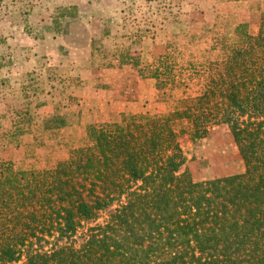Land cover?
<instances>
[{"label": "trees", "instance_id": "16d2710c", "mask_svg": "<svg viewBox=\"0 0 264 264\" xmlns=\"http://www.w3.org/2000/svg\"><path fill=\"white\" fill-rule=\"evenodd\" d=\"M256 24L231 25L208 60L170 44L141 69L168 111L90 124L89 144L50 168L0 159V264H264V10ZM17 117L13 136L44 146ZM218 125L245 170L197 182L181 138ZM66 127L55 114L43 129Z\"/></svg>", "mask_w": 264, "mask_h": 264}, {"label": "rangeland", "instance_id": "374dc122", "mask_svg": "<svg viewBox=\"0 0 264 264\" xmlns=\"http://www.w3.org/2000/svg\"><path fill=\"white\" fill-rule=\"evenodd\" d=\"M244 1L246 0H3L0 5V46L7 40L17 49L20 47V52L14 51L12 57L0 56V86L5 84L3 82L9 84L14 80V86L23 85L25 90L24 98L12 92V97L6 101L5 104L11 113L8 116L10 119L13 118L14 127L15 120L22 121L21 117H17L18 113L28 114L33 124L30 129L35 131L40 139L47 140L41 147H37L34 141L36 148L45 147L52 141L58 147V149L55 146L53 149L45 147L38 153L35 149H30L21 155L13 152L10 161L17 170H26L32 166L40 169L50 168L67 160L70 149L89 144L87 134L85 141L77 137L78 130L73 135L69 130L44 131L47 120L55 114L64 117L66 113L69 114L62 110L63 101L58 100L59 97L62 98L59 95L60 86L51 85L44 74L38 71L22 72V65L26 66L22 54L24 49L30 46H45L46 36L52 33L54 28L56 29V25L52 26V22L65 18L72 21L78 16L96 14L97 26L100 25L99 28H102L104 13L126 12L124 17L127 26L124 30L117 31L113 36L116 39L112 43L118 46L116 50L119 51L122 62L132 63L136 67L139 63L140 70L149 73L147 66L155 63L156 58L163 55L170 44L186 51L189 56L208 60L212 56L213 47L221 46L223 36L231 25L247 22L250 24V32L256 34L258 31L256 21L261 10L259 9L255 14L250 13L253 7H246ZM262 1L264 3V0ZM75 23L79 24L77 20ZM66 26L68 25L61 23L62 32L66 31L64 30ZM102 41V37H96V43L100 46L98 50L107 55L108 51L103 50ZM106 60L108 57L105 58ZM39 63L43 64L40 60L37 66ZM13 67L15 70H11ZM13 73L16 76L14 78H12ZM51 73L53 78L59 74L53 70ZM58 81L67 82V80ZM76 82L77 80L71 79L67 83L77 85ZM153 82L156 90V81ZM56 96L58 101L54 100ZM156 102L158 109L148 113L160 114L168 111L166 103L158 102L157 90ZM69 104L77 105V102L72 99ZM2 107L0 112L3 108L6 110L5 105ZM160 108L164 110L160 111ZM26 122L23 120L20 124L23 132L27 128L23 126L24 123L27 124ZM66 122L68 126L71 121L68 122L66 119ZM12 130L0 135V159H5L2 152L10 149V145L14 147L20 145L19 141L22 137L32 135L13 136L16 132ZM5 135L10 137L6 138ZM181 146L186 156L183 169H187L197 182L224 178L243 173L245 170L231 129L227 125L214 126L203 139L193 140L189 135H184L181 138ZM110 211L103 214L98 223H102ZM78 241L81 239L79 238ZM21 262H24V259Z\"/></svg>", "mask_w": 264, "mask_h": 264}, {"label": "crops", "instance_id": "0c3cea01", "mask_svg": "<svg viewBox=\"0 0 264 264\" xmlns=\"http://www.w3.org/2000/svg\"><path fill=\"white\" fill-rule=\"evenodd\" d=\"M244 5L248 8L253 7L250 12L253 14L258 13L259 9L264 10L262 0H246ZM125 13L122 11L121 15L104 13L102 28H99L100 25L97 26L96 14L78 16L72 21L68 18L62 20L57 18L59 20L52 22L56 29L46 36L45 46H30L22 53L26 64L22 65V72L38 71L44 74L51 85L60 86L59 95L62 98L59 97L58 100L63 101L62 110L69 112L65 117L68 122L71 121L65 130H69L71 135L78 130L77 137L82 141L86 139V128L90 124L111 122L120 113L142 114L158 109L153 79L141 75V65L136 67L132 63L122 62L119 51L116 50L118 46L112 43L116 39L113 36L117 31L119 29L122 31L127 26ZM76 20L79 24L75 23ZM61 23L68 25L66 28L63 27L66 31L62 32ZM98 36L103 38V50L108 51L107 55L98 50L100 49L96 43ZM19 50L20 47L17 49L6 40L4 45L0 46V56L12 57V54L20 52ZM106 57L108 60L105 61ZM40 60L43 64L39 63L37 66ZM11 70H15V67ZM52 70L57 71L58 76L51 77ZM14 75L15 73L12 74V78L16 77ZM71 79L77 80L79 85L67 83ZM58 80L67 82L62 83ZM3 83L5 84L0 86V107L5 105L6 110L2 107L0 112V135L11 131L13 127V118L10 119L8 116L11 113L5 104L6 101L12 97V92L24 98L25 91L23 85L14 86V80L13 83ZM72 99L76 100L77 105L69 104ZM54 100H57V96ZM159 110L162 111L164 108ZM34 141V135H26L20 139V145L17 144L15 147L10 145V149H6L2 154L5 159L12 160L13 152L21 155L30 149H35L38 153L45 147L48 149L56 147L52 141L45 147L36 148Z\"/></svg>", "mask_w": 264, "mask_h": 264}]
</instances>
